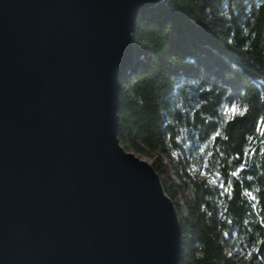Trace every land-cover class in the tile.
Wrapping results in <instances>:
<instances>
[{
  "label": "water",
  "instance_id": "obj_1",
  "mask_svg": "<svg viewBox=\"0 0 264 264\" xmlns=\"http://www.w3.org/2000/svg\"><path fill=\"white\" fill-rule=\"evenodd\" d=\"M162 0H0V264H179L172 202L116 136L131 31Z\"/></svg>",
  "mask_w": 264,
  "mask_h": 264
},
{
  "label": "trees",
  "instance_id": "obj_2",
  "mask_svg": "<svg viewBox=\"0 0 264 264\" xmlns=\"http://www.w3.org/2000/svg\"><path fill=\"white\" fill-rule=\"evenodd\" d=\"M131 38L116 136L150 159L173 204L179 264H264V0H162Z\"/></svg>",
  "mask_w": 264,
  "mask_h": 264
},
{
  "label": "snow or ice",
  "instance_id": "obj_3",
  "mask_svg": "<svg viewBox=\"0 0 264 264\" xmlns=\"http://www.w3.org/2000/svg\"><path fill=\"white\" fill-rule=\"evenodd\" d=\"M231 108H232V106H231L230 108H228V109L230 110ZM236 108H237V112H238L237 115L240 116L239 113L243 111V108H241L239 105H237ZM223 111H224V113L226 114V120H225V122L231 121V120L234 119L235 116H237V115H235V116L227 115V113H229L228 110H225V109H224ZM244 116H245V114H244ZM240 117H241V116H240ZM259 123H260L261 125H264V120H261ZM222 126H223V125H222ZM220 136H221V130L218 128V129L215 131V134L212 136V140H215L217 137H220ZM237 159H239V157H237ZM243 168H244V165H243V163H241V165H240V167L237 169V171H236V172H232L231 175H232L233 177L237 176L238 172H239V171H242ZM213 183H216V181H213ZM220 187L224 189V191L221 192V195H224L225 193H227L228 196H229V198H231V195H232V191H231V190H232V188H233L232 181H229V182H228V186H227V188H225V186H224V182H223V181H220ZM248 195H249V196H252V193L249 192ZM253 199H255V197H253ZM253 206L255 207V205H253Z\"/></svg>",
  "mask_w": 264,
  "mask_h": 264
},
{
  "label": "rangeland",
  "instance_id": "obj_4",
  "mask_svg": "<svg viewBox=\"0 0 264 264\" xmlns=\"http://www.w3.org/2000/svg\"><path fill=\"white\" fill-rule=\"evenodd\" d=\"M263 128H264V125H260L259 126V131H262L263 130ZM125 152H129V153H131V154H133L135 157H137V158H139V159H141V160H143V161H145V162H147V163H150V159L149 158H147L146 156H144V155H140V154H138V153H135V152H133V151H131V150H129V149H123ZM186 172L189 174V176H191V177H195V178H197L198 180H200V179H202V178H204V176L203 175H201V174H197L190 166H188V167H186ZM173 181L175 182V183H178L179 184V182L177 181V179H175V178H173ZM183 190H184V193L185 194H188L189 193V187H183L182 188ZM182 211V210H181ZM183 212V211H182Z\"/></svg>",
  "mask_w": 264,
  "mask_h": 264
}]
</instances>
